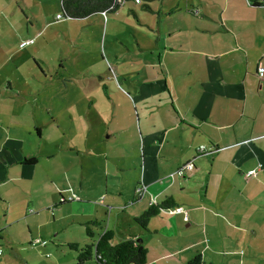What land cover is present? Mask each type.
Segmentation results:
<instances>
[{
  "label": "crops",
  "instance_id": "0c3cea01",
  "mask_svg": "<svg viewBox=\"0 0 264 264\" xmlns=\"http://www.w3.org/2000/svg\"><path fill=\"white\" fill-rule=\"evenodd\" d=\"M149 7L153 18L143 24L151 38L145 46L137 41L140 58H132V66L117 76L109 68L114 80L103 99L112 111L100 116L90 100L83 113L89 132L97 128V116L105 119L109 128L100 141L107 150L96 152L98 138L87 136L81 149L70 145L66 150L78 155L69 173L60 180L44 174L39 182V160L23 163L35 155L23 149L17 132L8 130L0 142L2 252L24 241L44 250L48 244L83 245L89 239L82 224L90 220L103 226L93 228L95 235L113 232L112 243L140 238L147 249L145 264H186L196 254L202 264H212L213 255L222 260L244 255L246 247L226 243H233V230L251 232L249 241L261 231L256 240L264 246V218H257L264 215V6L248 0H152ZM21 41L2 51L0 70L7 65L11 78L16 55L30 53L34 43L20 46ZM54 119L48 126L54 127ZM199 145L213 151L197 153ZM250 170L254 175L246 178ZM139 183L146 190L130 203ZM167 196L186 218L183 212L161 211L146 229L134 222ZM35 239L47 242L32 244ZM225 244L231 247L222 248ZM51 257L50 264H75V253L67 262Z\"/></svg>",
  "mask_w": 264,
  "mask_h": 264
},
{
  "label": "rangeland",
  "instance_id": "374dc122",
  "mask_svg": "<svg viewBox=\"0 0 264 264\" xmlns=\"http://www.w3.org/2000/svg\"><path fill=\"white\" fill-rule=\"evenodd\" d=\"M145 4L151 5L152 0H139L138 3L128 0L115 12L75 19L57 18L61 14L60 0H0V62L4 58V47L13 49L22 39L35 36L32 32H39V37L35 36L34 43L29 45L31 52L17 54L13 60L18 65L13 78L8 76L7 65L0 70V87L3 83L6 91H0V121L3 124L0 142L7 137L8 130L17 132L25 144L23 149L39 160L35 171L39 182L44 174L49 177L55 174L58 176L56 180H60L69 173L78 163V155L74 157L73 152L67 153L66 150L70 145H79L81 149L87 136L98 138L100 144H97L96 152L102 147L108 149L106 142L100 141L108 127L107 124L104 126L105 119L100 121L97 116L94 122L97 128L89 132L83 122V113L89 110L90 100L95 101V110L100 116L112 111L111 104L103 99L108 89H112L110 80H114V72L109 68L115 71L116 76L118 72L123 73L132 66L131 59H139L142 54L137 41L145 46L151 38L148 35L151 32L143 23L150 22L154 14L151 9L143 7ZM30 13L35 17L31 19L32 26L27 19ZM94 73L95 77L92 76ZM19 89L29 96L20 93ZM112 95L121 96L116 91ZM124 108H129V103ZM118 110L121 111V107ZM89 112L92 116L93 111ZM54 117V127L48 126ZM38 128L41 130L39 137L36 135ZM38 144H41L39 151L36 150ZM50 154L52 156L47 158L46 155ZM68 154L71 156L67 157ZM80 156L84 159L83 155ZM102 161H98L101 168ZM257 218H264V215L258 214ZM232 233L233 243H226L237 241L241 248L246 247L245 254L226 255L223 260V256L213 255L212 264H264V254L259 252L264 251V246L260 247L259 240H256L261 231H257L250 241L247 236L251 232L233 230ZM22 243L4 248L0 259L9 260L0 261V264H50L51 253L52 257L60 256L67 262L75 253L60 243L55 246L48 244V250L39 245H28L25 241ZM227 244L222 248L231 247ZM210 251L212 253L211 248Z\"/></svg>",
  "mask_w": 264,
  "mask_h": 264
},
{
  "label": "trees",
  "instance_id": "16d2710c",
  "mask_svg": "<svg viewBox=\"0 0 264 264\" xmlns=\"http://www.w3.org/2000/svg\"><path fill=\"white\" fill-rule=\"evenodd\" d=\"M128 0H60V16L63 18L82 19L98 14L115 12L123 2ZM252 6H264V0H248ZM150 9L148 5H143ZM197 152V149H196ZM198 153V152H197ZM35 158L24 159L23 163H32ZM135 201L132 199L130 202ZM174 202L167 196L163 200L152 202L138 216L134 222L142 229H146L148 220L161 211L173 208ZM89 242L80 245L76 242L68 243L67 246L75 251V264H145L147 249L141 243L132 238L112 243L113 232L104 229L101 234H94L93 228L103 229L96 220L86 221L82 224ZM186 264H202L200 255L196 254Z\"/></svg>",
  "mask_w": 264,
  "mask_h": 264
},
{
  "label": "built area",
  "instance_id": "2783aa9c",
  "mask_svg": "<svg viewBox=\"0 0 264 264\" xmlns=\"http://www.w3.org/2000/svg\"><path fill=\"white\" fill-rule=\"evenodd\" d=\"M134 2L138 3L139 0H133ZM101 14H106L104 12H102ZM61 16L58 14L57 15V18H60ZM33 42V39H28V40H25V41H21L20 42V46H23V45H26V44H29V43H32ZM213 151V148L211 147H205L204 145H199L198 148H197V152L198 153H205V152H211ZM182 168H180L179 170H181ZM254 175V170H250L248 172L245 173V177H249V176H252ZM146 190V185H144L143 183H139L135 189H134V196L136 199H139L143 196L144 192ZM131 203V202H130ZM168 213H175V212H183L184 213V217L186 218V212L181 208V207H175V208H168L166 210ZM39 242L41 245H44L47 241L45 240H39V239H35L32 244L34 243H37ZM2 252V246H1V242H0V254Z\"/></svg>",
  "mask_w": 264,
  "mask_h": 264
},
{
  "label": "water",
  "instance_id": "95a60500",
  "mask_svg": "<svg viewBox=\"0 0 264 264\" xmlns=\"http://www.w3.org/2000/svg\"><path fill=\"white\" fill-rule=\"evenodd\" d=\"M140 240H141L140 238L135 239L136 242H139Z\"/></svg>",
  "mask_w": 264,
  "mask_h": 264
}]
</instances>
